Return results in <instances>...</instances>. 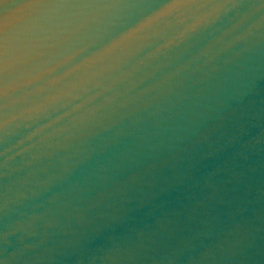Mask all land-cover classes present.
<instances>
[{
	"label": "water",
	"instance_id": "obj_1",
	"mask_svg": "<svg viewBox=\"0 0 264 264\" xmlns=\"http://www.w3.org/2000/svg\"><path fill=\"white\" fill-rule=\"evenodd\" d=\"M0 264H264V0H0Z\"/></svg>",
	"mask_w": 264,
	"mask_h": 264
}]
</instances>
